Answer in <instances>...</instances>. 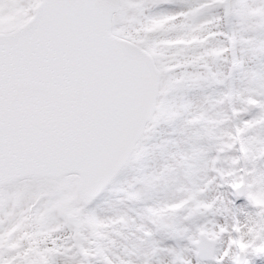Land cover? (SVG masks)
Returning <instances> with one entry per match:
<instances>
[{"label": "snow or ice", "instance_id": "6c2138e0", "mask_svg": "<svg viewBox=\"0 0 264 264\" xmlns=\"http://www.w3.org/2000/svg\"><path fill=\"white\" fill-rule=\"evenodd\" d=\"M0 264H264V0H0Z\"/></svg>", "mask_w": 264, "mask_h": 264}]
</instances>
